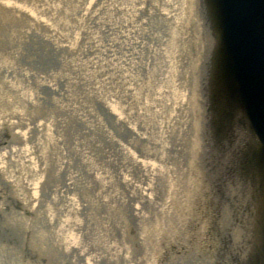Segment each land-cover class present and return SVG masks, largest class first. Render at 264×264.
<instances>
[{
	"label": "rangeland",
	"instance_id": "rangeland-1",
	"mask_svg": "<svg viewBox=\"0 0 264 264\" xmlns=\"http://www.w3.org/2000/svg\"><path fill=\"white\" fill-rule=\"evenodd\" d=\"M12 1L65 46L44 43L39 61L22 15L0 19V60L14 66L0 68V122L42 124L17 126L25 141L1 124L0 264H73L81 250L93 264L264 262V167L245 131L218 122L227 102L200 0ZM45 190L40 218L28 199Z\"/></svg>",
	"mask_w": 264,
	"mask_h": 264
},
{
	"label": "water",
	"instance_id": "water-1",
	"mask_svg": "<svg viewBox=\"0 0 264 264\" xmlns=\"http://www.w3.org/2000/svg\"><path fill=\"white\" fill-rule=\"evenodd\" d=\"M200 4L213 53L214 96L227 102L218 122L245 131V153L251 152L264 167V0H200ZM254 220L248 227L253 240L260 230L259 219ZM245 264L264 262L254 254Z\"/></svg>",
	"mask_w": 264,
	"mask_h": 264
},
{
	"label": "bare ground",
	"instance_id": "bare-ground-1",
	"mask_svg": "<svg viewBox=\"0 0 264 264\" xmlns=\"http://www.w3.org/2000/svg\"><path fill=\"white\" fill-rule=\"evenodd\" d=\"M1 10L5 11L3 14L0 13V19H3V20L4 19L5 20H9V19L12 20L14 18H17L18 17L17 15H19V14L22 15V20H23L24 23L22 25L23 28L21 30V33L25 37V40H27L26 38H28V37L34 38V36L35 37L38 36V38H36V39H38V41H40L39 45H40V48H42L41 52H40L39 47L37 46V51L41 53V54H39L40 55L39 56V61L42 59V57L46 56V54H45V49L46 48H45V46H43L44 43H51L52 44L51 46H53L54 48H57V50H58V48L59 49L64 48V46H65L64 44H61L60 42H56V41H54L52 39L53 35L50 34V33H52V31L50 29L46 30V29L42 28L43 24H44L43 23L44 20L42 19V16H40V15L36 16V17L35 16L34 17L30 16L32 11H33V6L27 5L26 3H19L17 1H12V0H0V11ZM39 21H42V23H39ZM208 36H209V33L207 34V37ZM204 37H206V36L204 35ZM49 49H50V47H49ZM35 56H37V55H35ZM0 61H1V64H2V66H0V68H3V70L5 69L6 73H12V70L14 69V66L11 63H7L8 61H6V60L5 61L4 60H0ZM42 65H43V63H41L40 66H42ZM36 76H38L37 78L40 80L41 75L37 74ZM35 96H39V99H40L42 95L38 94V95H35ZM46 102H47V100H46ZM19 117H20V119L18 120L19 121L18 124H16L15 121H12V120H10L8 118L5 119L3 123L7 127L9 126L8 128L12 132L13 136H19L20 141H22V140L25 141L27 132H24V131H22L23 133L19 132V128L18 127L25 126V127L30 128L31 131L36 132V127L38 126L39 128H41L42 124L32 122L33 123L32 126H29V123L24 121L23 116L19 115ZM3 123L0 122V129L3 128L2 125H1ZM16 127L18 128V130L16 129ZM1 140H5V139H1ZM17 148L18 147L16 145L12 144L11 142H9V144L4 148V151L6 152V154H8V156H10V158L12 159L11 163H14V161L18 162V160H19V159H17L18 157L15 158V155L18 152ZM28 160L25 159L24 161L27 162ZM0 172H5V170L2 168V165H0ZM3 177L5 179L4 182L7 183L9 186H14L13 184L15 182H17L16 178H14V175H10V174L7 175L6 173H4ZM23 182H24V184H22L23 185V189L24 190L25 189L29 190V185H31V184L30 183L28 184V182H26V181H23ZM64 184H65L64 187H62V190H64V191L65 190L71 191L72 188H74V185L71 184V180L70 179H66V183H64ZM51 192L53 194L55 193L54 191H51ZM142 194H143L144 197H148L147 194H145V193H142ZM23 195H24V193H23ZM47 195L51 196L50 195V191L45 190V193L41 192V196H39V197L38 196H30L29 199H28V201L33 202L32 206L36 210L37 216H39L40 218H43L42 217L43 214H47L48 213V207L46 206V203H45V197L47 198ZM70 200H71V198L69 199V201ZM134 215L138 219V218H141L143 214H142V212L140 211V209L138 207H134ZM54 220H55V218L51 217L50 222L47 223L48 226H50V227L54 226ZM74 252H75V250H74ZM128 252H129V250L126 249V247H124L121 250V253H123L122 257H124L123 260L125 262H127V263L130 261V259H128V256H127ZM83 253H84L83 250H81V252L78 254L79 258L75 257L74 259H71L70 261H72L73 264H93V263H91L89 258L86 257V254H83ZM80 261H82V263H80ZM95 262L97 264H100V263L101 264H105V263L106 264H112V263H114L113 259L110 260L109 258H107L105 256L102 258V260H98L97 259Z\"/></svg>",
	"mask_w": 264,
	"mask_h": 264
}]
</instances>
